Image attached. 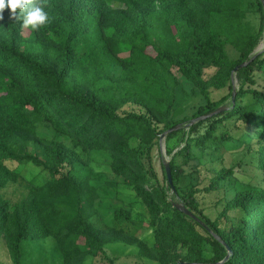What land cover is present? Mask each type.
I'll use <instances>...</instances> for the list:
<instances>
[{
  "label": "trees",
  "instance_id": "trees-1",
  "mask_svg": "<svg viewBox=\"0 0 264 264\" xmlns=\"http://www.w3.org/2000/svg\"><path fill=\"white\" fill-rule=\"evenodd\" d=\"M115 1L124 9H115L111 0H41L49 21L38 30L3 11L0 238L11 263L29 264L26 245L52 237L63 264H83L88 256L111 263L106 246L120 242L137 246L140 256L157 264H264L262 1ZM250 15L258 16L259 26ZM244 62L235 72L240 86L233 101L234 69ZM208 69L215 70L210 77ZM179 77L191 84V95L204 99L191 115L176 105ZM223 89L228 94L212 98L213 90ZM42 123L73 139L84 153L110 154L113 174L132 187L146 209L153 244L90 221L101 198L87 163L77 150L40 135ZM178 125L166 137L183 143L175 152L167 149L174 188L163 166L164 178L175 189L170 197L154 169L153 150L160 136ZM233 142L254 158L256 182L231 183L233 170L222 168L208 186H178L191 175L179 159L199 164L196 152H218ZM39 151L51 178L13 201L5 191L21 177L10 164L43 165ZM77 168L82 176L75 174ZM222 189L223 207L212 219L200 200ZM177 200L205 226L179 211ZM114 218L133 222L132 212L122 207Z\"/></svg>",
  "mask_w": 264,
  "mask_h": 264
},
{
  "label": "rangeland",
  "instance_id": "rangeland-1",
  "mask_svg": "<svg viewBox=\"0 0 264 264\" xmlns=\"http://www.w3.org/2000/svg\"><path fill=\"white\" fill-rule=\"evenodd\" d=\"M111 5L115 9H124L123 4L115 0H111ZM250 20H252L256 27L259 26L260 20L258 16L250 15ZM262 48L263 44H260L257 51ZM228 50L231 57L234 58L236 56L234 50L230 47H228ZM122 55L127 56L126 53ZM114 70L119 74V68L115 67ZM214 72V69L206 70V77H210ZM236 73L232 84L237 92L240 83ZM179 79L180 85L176 91V105L183 108L187 115H191L204 103V99L199 94L191 95V84L183 77H179ZM263 84L264 82H260V85ZM226 94H228V89L213 90L212 98L218 100ZM179 128L180 127H176L177 130ZM39 133L42 136L57 139L66 146L77 150L81 153L84 162L87 163L85 165V170L91 172V184L96 187L101 198L96 200V213L90 217V221L93 224L100 228H112V230L117 232L120 236H135L145 239L148 244H153V232L146 209L140 200L136 198L132 187L123 183L121 178L113 174L110 154L99 150L92 151L89 154L84 153L73 139L56 133L50 125L45 123L39 125ZM167 135L168 134L163 138L160 136L158 144L153 150V165L159 180L165 184L168 195L172 197L175 189L171 188L164 178L163 166L165 161L171 160V155H168L167 149H173V152H175L182 147L183 143L180 141L179 137H174L168 142L166 140ZM30 149L32 151L35 150L32 146ZM196 154L201 157L199 164L195 160L186 162L185 158L178 160V163L185 169L186 173H191V175L183 177L181 182L178 183V186L187 188L191 186H208L213 178H215L217 171L222 168L233 170V174L229 179L231 183H254L258 179L256 176L254 158L251 154L247 153L244 146L240 143H227V145L221 147L218 152L210 149L204 155L198 152H196ZM39 155H41V159L44 163L43 165H36L32 161L10 164L21 177L17 183L11 184L5 191L6 196L13 201L22 199L28 192L30 186L42 185L51 178L50 171L47 167V160L42 156L40 151ZM79 171L80 170L77 168L75 174L82 176L83 173ZM224 188L228 190L227 186ZM105 192L108 193V195L105 196ZM224 192V189H222L219 192L209 193L200 200L201 208L204 210L205 214L212 219L217 218L222 210ZM177 201L181 202L180 200ZM117 207L130 210L132 212L133 222L116 220L114 218V211ZM207 248H209V246H207ZM106 249L108 255L113 258L111 263L108 259L102 261L88 256L83 264H157L156 261L148 257L140 256L137 246L125 242L108 244ZM26 251L27 254H30L29 264H63L56 240L52 237L42 241L29 242L26 245ZM0 264H12L3 238H0Z\"/></svg>",
  "mask_w": 264,
  "mask_h": 264
},
{
  "label": "clouds",
  "instance_id": "clouds-1",
  "mask_svg": "<svg viewBox=\"0 0 264 264\" xmlns=\"http://www.w3.org/2000/svg\"><path fill=\"white\" fill-rule=\"evenodd\" d=\"M6 8L25 28L38 30L49 21L41 0H0V19L3 18V11Z\"/></svg>",
  "mask_w": 264,
  "mask_h": 264
},
{
  "label": "water",
  "instance_id": "water-1",
  "mask_svg": "<svg viewBox=\"0 0 264 264\" xmlns=\"http://www.w3.org/2000/svg\"><path fill=\"white\" fill-rule=\"evenodd\" d=\"M262 3H263V6H264V0H261ZM248 62H244L242 64H240L239 66H237L235 69H234V73L236 71H238L240 68L244 67L245 65H247ZM235 96H236V91L234 89V92H233V101L235 100ZM227 109V108H225ZM221 110H224V108H221L219 110H217V112L215 113H218L220 112ZM210 115H213V114H210ZM205 116L203 117H200L199 119H202L204 118ZM195 120H193L191 123H194ZM176 127H180L179 125L176 126ZM173 128V129H170L166 132H164L162 135H161V138H163L166 134H168L169 132L173 131L176 129ZM164 168H165V172H166V176H167V180H168V183L173 187V179H172V175H171V167H170V161H165L164 162ZM174 188V187H173ZM174 206L181 212H183L186 216H189L190 218L194 219L196 222H199L200 224L204 225L205 226V223L192 211L190 210L185 204H183L182 202H178V201H174ZM229 249V248H228Z\"/></svg>",
  "mask_w": 264,
  "mask_h": 264
}]
</instances>
